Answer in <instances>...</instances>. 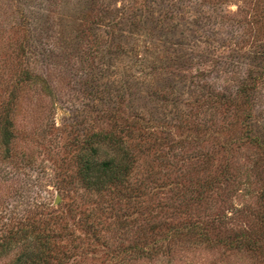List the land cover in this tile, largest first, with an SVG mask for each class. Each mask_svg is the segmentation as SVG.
Instances as JSON below:
<instances>
[{"label":"rangeland","instance_id":"rangeland-1","mask_svg":"<svg viewBox=\"0 0 264 264\" xmlns=\"http://www.w3.org/2000/svg\"><path fill=\"white\" fill-rule=\"evenodd\" d=\"M200 1L208 14L198 21L146 34L130 33L114 9L99 25L89 0H0V123L9 118L14 134L9 152L0 141V244L17 227L68 228L57 240L69 251L63 264H264V254L212 243L209 229L205 241L182 228L254 232L264 215V152L245 133L250 107L217 98L236 90L246 54L264 42V0ZM23 70L41 80H23ZM251 114L257 130L264 83ZM98 132L129 147L132 192L85 187L80 157ZM88 214L99 239L78 225ZM151 236L166 237L152 258L125 250Z\"/></svg>","mask_w":264,"mask_h":264},{"label":"trees","instance_id":"trees-1","mask_svg":"<svg viewBox=\"0 0 264 264\" xmlns=\"http://www.w3.org/2000/svg\"><path fill=\"white\" fill-rule=\"evenodd\" d=\"M115 1L89 0L88 10L99 11L100 13L96 14L98 17L97 23L104 25L103 22L106 21L105 19L112 17V15H105L110 14V9H114L116 14L115 18H119L118 15H120L122 20L127 21L126 25L129 24L130 33L142 29L146 34H153L154 31L166 27L169 28L170 25H179V20L184 22L186 18L190 17L198 21L197 18L199 16L208 14L200 0H168L166 3H163V1L157 3V0H146L143 5L144 9H142L140 15H137L138 11H136L138 10L136 4H140L139 0H121V7L117 6ZM203 19L208 18L203 17ZM176 20L178 21L177 23L175 22ZM106 25L110 26V23L107 21ZM120 45L116 48L117 52L123 50V47ZM29 47L30 45L25 42L20 48L24 58L30 49ZM246 55L245 57L249 59L248 74H244L238 78V85L235 91L218 92L219 96L217 98L221 101H227V99L229 100V98H233L232 96H234L233 99L241 101L242 105L250 107L246 112L247 115L251 116L248 119L249 127L247 126L245 133L264 152V125L258 123V129H254L252 125L254 115L251 114L253 100L257 97L259 86L264 83V42L254 46L253 50L249 51ZM159 65L155 63L151 71H157ZM21 75L25 81L31 80L37 83L41 80L40 75L30 73L27 70H23ZM10 123L7 117L0 123V141L8 152L14 137ZM122 140L121 138H117L114 132H98L87 140L88 144L94 145H90L89 152L85 151L80 157L79 171L85 187L96 190L106 189L108 187H120L121 189L124 188L132 192L127 184L135 159L129 147ZM101 155H104V158L100 160L98 157ZM90 216L89 214L83 216L81 223H78V225L82 227L81 231L89 238L99 239V223L96 225L95 220H90ZM259 221L260 227L255 229L254 232L240 230L235 232L234 235L227 234V236H221V234L214 232L210 228L195 230L191 225H186L182 228H184L186 234L200 236L205 241H209V233L207 231L209 229L215 234L212 243H219L228 248L233 245L246 247L260 255L264 254V215L259 218ZM52 229L50 227L48 230L50 234L43 232L44 234L37 233L35 235H31V230L23 226L17 227V231L15 232L9 230L7 238L0 244V255H4L11 252L12 249L17 248V256L10 264H63L64 262L62 261L68 258L69 251H67V247L59 245L57 240L64 239V234L68 228H65L63 232L57 233ZM172 229L178 232L180 228L177 226ZM164 238L160 240H164ZM160 240L155 239L153 236L146 237L142 241L141 246L131 244L125 246V250H133L134 252L132 253L137 258L145 257L150 259L156 255L158 249L162 248L163 244L158 245V241Z\"/></svg>","mask_w":264,"mask_h":264},{"label":"water","instance_id":"water-1","mask_svg":"<svg viewBox=\"0 0 264 264\" xmlns=\"http://www.w3.org/2000/svg\"><path fill=\"white\" fill-rule=\"evenodd\" d=\"M58 201L56 200L55 203H57Z\"/></svg>","mask_w":264,"mask_h":264}]
</instances>
